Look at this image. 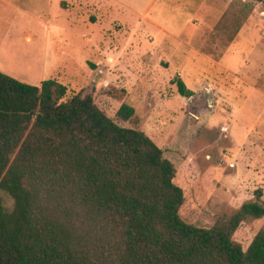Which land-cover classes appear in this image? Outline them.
<instances>
[{"label":"rangeland","instance_id":"374dc122","mask_svg":"<svg viewBox=\"0 0 264 264\" xmlns=\"http://www.w3.org/2000/svg\"><path fill=\"white\" fill-rule=\"evenodd\" d=\"M233 2L205 22L165 10L162 28L108 0H0V70L33 85L56 78L114 119L121 103L103 90H128L136 115L122 124L163 149L185 193L181 217L209 228L264 199V1ZM261 230L264 217L234 237L247 248Z\"/></svg>","mask_w":264,"mask_h":264},{"label":"trees","instance_id":"16d2710c","mask_svg":"<svg viewBox=\"0 0 264 264\" xmlns=\"http://www.w3.org/2000/svg\"><path fill=\"white\" fill-rule=\"evenodd\" d=\"M103 94L117 119L56 78L0 70V264H264V230L247 248L234 237L264 217L262 191L212 227L186 222L174 163L122 124L136 115L128 90Z\"/></svg>","mask_w":264,"mask_h":264},{"label":"crops","instance_id":"0c3cea01","mask_svg":"<svg viewBox=\"0 0 264 264\" xmlns=\"http://www.w3.org/2000/svg\"><path fill=\"white\" fill-rule=\"evenodd\" d=\"M115 6L120 7L129 11L136 16L141 18H147L150 16L151 21L163 28L165 20L162 19V13L165 10L170 12L180 10L182 14H189L195 16L194 21H202L210 19H217L218 13L220 11L219 6H226L225 10H228L233 5V0H108ZM247 3V0H242ZM264 0H256V2H263ZM238 5L239 3L236 2ZM241 3V2H240ZM232 4V5H231ZM237 5V6H238ZM229 6V7H228ZM236 6V7H237ZM117 7V8H118ZM237 9L229 10L228 13H235ZM231 15V14H229ZM181 32V31H180ZM180 35V33H179Z\"/></svg>","mask_w":264,"mask_h":264}]
</instances>
